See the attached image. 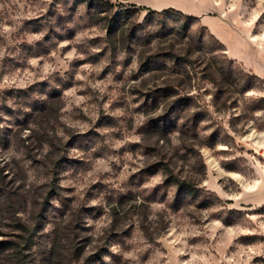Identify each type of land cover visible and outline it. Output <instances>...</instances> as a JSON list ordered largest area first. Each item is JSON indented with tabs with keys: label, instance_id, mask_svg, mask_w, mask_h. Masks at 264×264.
<instances>
[{
	"label": "rangeland",
	"instance_id": "374dc122",
	"mask_svg": "<svg viewBox=\"0 0 264 264\" xmlns=\"http://www.w3.org/2000/svg\"><path fill=\"white\" fill-rule=\"evenodd\" d=\"M0 264H264V0H0Z\"/></svg>",
	"mask_w": 264,
	"mask_h": 264
},
{
	"label": "trees",
	"instance_id": "16d2710c",
	"mask_svg": "<svg viewBox=\"0 0 264 264\" xmlns=\"http://www.w3.org/2000/svg\"><path fill=\"white\" fill-rule=\"evenodd\" d=\"M88 4H90V5H100V4H103L104 3V0H85ZM123 6H125V5H123ZM133 9H135V8H126V9H124L123 11V13H125V14H127V13H129L131 10H133ZM191 17V16H190ZM214 37V36H213Z\"/></svg>",
	"mask_w": 264,
	"mask_h": 264
},
{
	"label": "crops",
	"instance_id": "0c3cea01",
	"mask_svg": "<svg viewBox=\"0 0 264 264\" xmlns=\"http://www.w3.org/2000/svg\"><path fill=\"white\" fill-rule=\"evenodd\" d=\"M249 39H250V37H249ZM252 41V40H251ZM228 49V48H227ZM237 60V59H236ZM238 61V60H237Z\"/></svg>",
	"mask_w": 264,
	"mask_h": 264
}]
</instances>
